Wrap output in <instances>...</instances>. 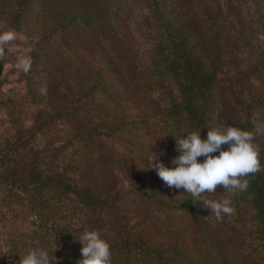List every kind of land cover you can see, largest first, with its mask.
Returning <instances> with one entry per match:
<instances>
[{
	"label": "rangeland",
	"instance_id": "obj_1",
	"mask_svg": "<svg viewBox=\"0 0 264 264\" xmlns=\"http://www.w3.org/2000/svg\"><path fill=\"white\" fill-rule=\"evenodd\" d=\"M95 1L89 0V3L103 4L107 12L101 24L103 30L94 22L82 27L78 22L68 21L69 7L77 0H0V32L16 33L14 40L0 46V138L2 141L7 138L8 143L32 137L35 148H39L37 151L49 150L64 142L66 155L52 168L70 170V175L85 185L89 184L80 178L90 179L94 185L98 182L94 177L97 171L89 166L100 154L102 168L115 176L114 179L111 175L113 189L110 191L116 194L110 198L118 204L119 212L91 215L77 196L55 197L52 191L44 193L45 199L39 203L42 207L36 205L32 212L25 198L24 206L21 200H15L17 196H5L0 190V244L3 245L0 260L4 252L9 254L6 261L13 260L7 244L10 230L30 226L45 231L41 226L51 227L54 220L55 230L47 237L57 248L58 263L70 258V264H77L81 255L76 249L81 245L75 243L74 236L78 239L84 230L95 226L111 247L115 243L121 245L118 250L131 253L132 258H141L140 264H158L160 257L164 264H264L257 256L243 252L235 241L221 235L226 234V229L222 230L219 222L214 228L207 227L201 214L188 206L182 207L189 195L183 189L168 188L154 169H147L145 157L151 151L161 153L159 159L169 166L172 158L179 155L166 136L161 109L150 99L142 68L156 35V22L147 3L152 1L99 0L101 4ZM222 3L226 22L237 25L234 9L228 11L232 4L241 6L245 18L251 21L246 19L248 38L238 41L239 62L232 61L230 68L223 64V59L216 62L218 76L229 84L227 73L230 71L233 75L238 64L244 73L247 94H264V0H222ZM193 7L198 25L206 34L202 5L194 1ZM138 10L144 17L139 16ZM61 23L63 26L51 33L53 37H47L49 30ZM233 40L238 39L233 37ZM254 51L257 52L254 54ZM23 55L32 60L27 73L17 66L18 58ZM96 73L100 84L96 100L86 106L78 122L60 120L53 109L59 99L57 95L53 97L51 83L63 80L67 88L77 91L85 75ZM260 98V111L256 114L264 121V95ZM128 116L134 119L126 121ZM78 125L94 129L71 142L72 135L79 131L75 129ZM261 140L264 145V133ZM12 149L7 148V152ZM143 188L148 196L141 194ZM144 198H164L170 206L177 207L168 208L166 203ZM46 208L54 211L47 215ZM41 216L52 219L42 217V221ZM148 250L154 253L149 259L143 256ZM74 253L77 255L72 257ZM114 257V263L121 264Z\"/></svg>",
	"mask_w": 264,
	"mask_h": 264
},
{
	"label": "trees",
	"instance_id": "obj_2",
	"mask_svg": "<svg viewBox=\"0 0 264 264\" xmlns=\"http://www.w3.org/2000/svg\"><path fill=\"white\" fill-rule=\"evenodd\" d=\"M132 1L134 0H131V3ZM151 1L153 3H147L152 10V19L156 22V35L152 40L151 50L145 55V63L142 68L150 99H153L161 109L166 133L173 132L179 138L184 131L201 130L202 138H206L209 128L229 124L253 130L254 125L261 122L256 112L260 111L258 108L262 102L260 97L264 94L257 96L247 94L244 73L239 69L238 64L237 68L235 66L233 75L230 71L227 73L229 84L219 78L217 72L219 66H216V62H221L222 59L224 60L223 64L228 68L233 65L232 61L239 62L238 41L243 37L248 38L247 20L250 22L251 18H245L241 6L235 7L236 4H232L228 11L231 12L232 8L234 9L236 17L233 16V19L237 25L235 26L231 21L226 22L222 0ZM194 1H198L202 5L207 37L198 25L197 13L193 7ZM136 2L139 3V0ZM94 3L101 4L99 0ZM101 5L96 6L89 3V0H77L69 7L70 18L68 21L78 22L82 27L91 26L94 22L101 27L100 30H103L104 27L101 24L107 17V12ZM138 14L144 17L140 10H138ZM20 16H22V12ZM63 24L52 27L47 37H53L51 33L61 28ZM114 26L116 28L117 25ZM237 28L240 31L245 30V32L241 33ZM233 37L238 40L234 42ZM256 52L254 51V54ZM74 69H77L78 74L81 73L77 65H74ZM62 81L51 83L52 95L53 97L57 95V99H59L57 107L53 104V109L57 111V117L60 120L78 122L82 112L86 110V106L98 97L99 76L97 73L94 76L85 75L79 83L78 90H81L80 92L67 88ZM133 119L128 116L125 120ZM75 129H79V131L72 135L71 142L79 135L81 137L90 133L94 128L78 125L75 126ZM188 134L189 132L182 133L185 137ZM167 136L176 150L175 138L171 134ZM261 136L262 134L255 136V143L260 148L262 167L258 172L247 177L249 180L247 191L231 197L234 206V212L231 215L225 216L222 220H216L214 214H210V209L204 208L202 202L198 203V200L190 195L183 200L182 207L188 206L193 212L201 214L202 221L207 227L214 228L219 222L222 230L226 229V234L221 233V235L235 241L249 256H257L264 261V145ZM7 148L13 149L7 152ZM66 148L64 142H61L59 146H52L49 150L37 151L39 148H35L32 137L15 139L8 143L7 138L5 141L0 138L1 192H4L5 196H17L16 201H22L25 198L28 206L32 207V212L35 211L34 207L40 205L43 198L45 199L44 193L52 191L55 197H60L63 194L77 196L83 201V205L91 212V215L94 212L97 216H102V212L118 213V204L116 205L115 201L110 198L116 194V192L110 191L113 189L111 180L112 177L115 179V176L111 174V177L107 168H102L100 154L91 160L89 166L98 173L97 176H94L98 180L96 185L92 180L85 178L80 179L89 185L80 184L78 178H73L70 175V170L52 168L53 165L61 163L66 155ZM85 148L86 146L83 144L84 152ZM199 159L202 160L203 157ZM141 191V194L147 195L144 188ZM223 191V186L218 185L216 193H206L202 198L221 199L228 195ZM144 199L166 203L165 207L168 208L177 207L170 206L164 198ZM21 203L24 205L23 201ZM40 207L42 206L40 205ZM53 211L46 208L47 215ZM246 212H248V216ZM42 217L49 221L52 219L48 216H41L42 221L44 220ZM51 223L54 225L55 221L52 220ZM48 225L41 226V228H45V231L40 230L39 227L23 228L21 225L19 226L20 230L17 228L10 230L7 234V244H9V253H13V260L6 261L8 256L4 255V252L0 264H19L20 256L14 252L24 254L33 247H46L50 252H54L52 239L47 235L52 236L55 227ZM91 229H95V226ZM229 233L233 236H229ZM75 243L79 244L77 241ZM120 246L115 243L111 247V251L114 250L112 256H115L117 262L120 259L121 264H140L141 258H132L131 253L127 254L123 250H118ZM1 247H3L2 244H0ZM80 249H76V252L81 255ZM77 253H74L72 257ZM153 254V251L148 250L144 251L143 256L149 259ZM56 257L57 251L55 250L52 255L53 264L55 262L56 264H70V258L58 263ZM154 258L155 261L158 260L157 255ZM161 260L160 257L158 264H164ZM113 264H115L114 261Z\"/></svg>",
	"mask_w": 264,
	"mask_h": 264
},
{
	"label": "clouds",
	"instance_id": "obj_3",
	"mask_svg": "<svg viewBox=\"0 0 264 264\" xmlns=\"http://www.w3.org/2000/svg\"><path fill=\"white\" fill-rule=\"evenodd\" d=\"M15 37L14 31L0 32V46L7 45ZM31 63V57L23 55L18 58L17 66L27 73ZM184 132L189 134L185 137ZM184 132L179 138L173 132L167 134L175 138L179 153L172 158L171 166L159 159L161 153L151 151L145 157L147 169H154L168 188L183 189V193L210 209L216 220H222L234 212L231 197L247 191V177L262 167L255 136L264 133V121L257 122L253 130L231 124L209 128L206 138H202L201 130ZM218 185H222L223 192L228 195L221 199L202 198L206 193H216ZM74 239L81 245V258L77 264H113L111 244L98 230L86 229ZM55 250L50 252L46 247H33L24 254L14 253L20 256L19 264H53Z\"/></svg>",
	"mask_w": 264,
	"mask_h": 264
}]
</instances>
